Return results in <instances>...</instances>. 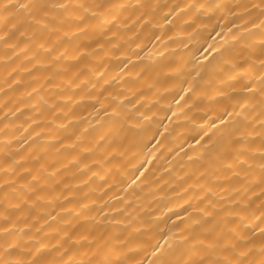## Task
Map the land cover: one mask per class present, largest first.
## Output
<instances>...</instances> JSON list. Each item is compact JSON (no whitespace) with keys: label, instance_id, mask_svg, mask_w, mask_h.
Here are the masks:
<instances>
[{"label":"snow or ice","instance_id":"snow-or-ice-1","mask_svg":"<svg viewBox=\"0 0 264 264\" xmlns=\"http://www.w3.org/2000/svg\"><path fill=\"white\" fill-rule=\"evenodd\" d=\"M0 61V264H264V0H0Z\"/></svg>","mask_w":264,"mask_h":264},{"label":"bare ground","instance_id":"bare-ground-1","mask_svg":"<svg viewBox=\"0 0 264 264\" xmlns=\"http://www.w3.org/2000/svg\"><path fill=\"white\" fill-rule=\"evenodd\" d=\"M168 35L172 36L173 33L171 31H168ZM182 40L183 37L180 34L179 28H177V31L175 33L174 43L161 44V42L157 41L154 44H149L148 48L151 49V60L158 66L159 64L167 62L168 59L173 58L174 56L182 55L183 52L179 48V45L181 44ZM183 42L187 43V41H183ZM144 43L147 44L148 42L144 41ZM165 47L168 49V51L166 52H165ZM174 49L176 51L173 53L172 50ZM147 50L148 49H145V51ZM158 51L164 52V60H160L157 57L156 54ZM141 55H143V53H141ZM136 70H138V68ZM4 71H5V65L3 64L2 61H0V86H3ZM233 87H236V85H233ZM119 88L120 85L117 83L113 85V88L110 89V91H112L113 95H115L116 90H118ZM220 91L222 92L228 91V86L224 85L223 87L220 88ZM145 96L148 98L150 102L155 101L157 99V96L154 94V90L153 92L146 91ZM2 99L3 97L0 96V100ZM170 100H171V96L166 97V101H170ZM166 101H162V102H166ZM104 102L108 103L109 101H104ZM225 103H227V101L219 100V98H217L216 101L205 99L202 100L199 104H197L195 108H192L191 110L185 109L184 115L173 118V121L169 125L171 135L167 137L168 147L171 148V147L179 146L183 143V141L187 140L188 143L183 144L184 150L187 151L188 145L195 143V141L191 140L190 138L191 135L196 131L198 127L205 126L206 121L208 120L209 117L213 116L214 111L218 110ZM81 107L86 108L89 106L83 105ZM77 111L80 112L81 110L77 109ZM168 114L171 115V113ZM160 115H163V113H160ZM164 123H169V122L164 121ZM177 151H179V148H177ZM174 155L175 152H173L172 155L166 156V160L172 161V166L177 171H179L180 165L183 163V153H181V155L177 157L175 160H173ZM189 155H192V153H189ZM134 162L135 161H133V163ZM158 164L162 165L165 168L168 167V164L165 162L164 159L159 160ZM165 179H168V177H165ZM174 192H179V188L174 187L172 190L165 189L163 192L153 191L152 195H148L147 190H144V195L141 203L144 204L147 208L152 210L151 217L159 218V219H155L154 222L161 223V221L167 220V217L164 216V213L167 211L168 208H172L176 203V198L173 194ZM137 195H141V193H137ZM189 195H191V193ZM172 219H175V217L173 216ZM161 227H163V223H161Z\"/></svg>","mask_w":264,"mask_h":264}]
</instances>
